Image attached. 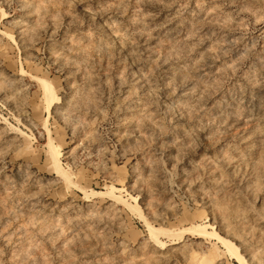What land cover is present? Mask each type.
I'll list each match as a JSON object with an SVG mask.
<instances>
[{
    "label": "rangeland",
    "instance_id": "1",
    "mask_svg": "<svg viewBox=\"0 0 264 264\" xmlns=\"http://www.w3.org/2000/svg\"><path fill=\"white\" fill-rule=\"evenodd\" d=\"M213 234L264 264V0H0V264H241Z\"/></svg>",
    "mask_w": 264,
    "mask_h": 264
},
{
    "label": "bare ground",
    "instance_id": "2",
    "mask_svg": "<svg viewBox=\"0 0 264 264\" xmlns=\"http://www.w3.org/2000/svg\"><path fill=\"white\" fill-rule=\"evenodd\" d=\"M41 84H42V87H43L44 97H45V99L47 101V104H48L47 105L48 106L47 109H48V111H50L51 108L53 107L54 101L57 100V97H56L55 91L53 90L51 84H49L46 81H42ZM50 153H51V159H52V162H53V165L55 167L56 172L58 173V175L62 176L64 178V180H66L68 182L69 181L68 180V176L64 173V170H63V168L61 166V160H60L61 154L58 152V149L54 148L53 145H52L50 147ZM110 193L113 194L115 196V198L120 199V197L117 194L114 193V189H111ZM134 200L136 201V199H134ZM146 225H147V230L149 232V237H150L149 239L151 241L155 242V244H157V245H160V244L162 245V242L159 240V235L166 234V232L161 231L160 229H158L156 227H153L151 224L148 223L147 220H146ZM208 228L212 229L210 227V225H206L201 230H198V232L200 234H202V235H206L208 233H211V232L207 231ZM213 235H215V234H213ZM215 236L217 237V239L220 242L223 243V245L225 246V248L227 250L233 252V254H235L237 256L239 255L238 254V249H235V247H234L232 242L223 240L218 235H215ZM251 254H252V252H251ZM238 260H239V262L241 264H246V262H245V260H244V258L242 256L241 257L238 256Z\"/></svg>",
    "mask_w": 264,
    "mask_h": 264
}]
</instances>
